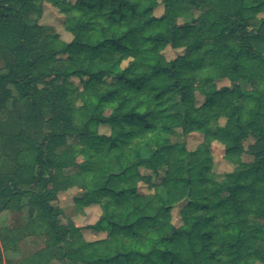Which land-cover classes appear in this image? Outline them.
<instances>
[{
  "label": "trees",
  "instance_id": "1",
  "mask_svg": "<svg viewBox=\"0 0 264 264\" xmlns=\"http://www.w3.org/2000/svg\"><path fill=\"white\" fill-rule=\"evenodd\" d=\"M43 1L0 0V116L14 127L0 118V212L34 210L26 222L49 237L35 256L264 264V0H161L159 16L158 0H47L67 15L69 41L38 23ZM192 8L200 27L178 23ZM167 46L182 52L167 60ZM191 133L202 134L192 150ZM213 141L231 171H214ZM71 187L77 208L99 205L88 228L105 237L58 221L51 203Z\"/></svg>",
  "mask_w": 264,
  "mask_h": 264
},
{
  "label": "rangeland",
  "instance_id": "2",
  "mask_svg": "<svg viewBox=\"0 0 264 264\" xmlns=\"http://www.w3.org/2000/svg\"><path fill=\"white\" fill-rule=\"evenodd\" d=\"M70 3H73L75 0H67ZM159 4L154 9V15L159 16L163 12V5L161 0H158ZM67 15L61 13L56 7H54L47 0L42 2V15L38 21L40 25L51 27L56 31L60 38L65 41L71 39V34L64 29L65 20ZM202 21V12L192 8L188 18H179L178 23H187L194 24L196 27H200ZM182 49H173L167 46L163 51V55L167 60L173 59L175 56L180 54ZM125 65V62H124ZM4 66V62L0 58V68ZM72 81L79 85L77 78H71ZM217 86L229 85L228 79H222L216 81ZM242 87L244 89L250 88L248 82L243 81ZM203 97L200 94H197V102L201 103ZM11 101H8L7 106L10 107ZM7 115L4 112L1 114L0 118L3 121V129L5 131H13L14 127L11 123L6 122ZM221 123L224 122V119L220 120ZM99 133H109V126L100 125L98 127ZM179 136V131L173 135V139L176 140ZM202 140V134L200 133H191L186 137L187 148L192 150L197 144ZM253 142L252 138H248L244 146L247 147L249 143ZM211 153L213 155V169L216 173L222 174L224 172L231 171L234 167L233 164L228 162L223 157V145L217 141H213L211 144ZM251 156L247 153L242 155L244 161H250ZM3 164V163H2ZM5 166L2 165L0 170H4ZM141 173L149 174L150 171L145 168H140ZM72 172V169L65 170V174ZM154 180L157 181L158 178L154 177ZM138 189L140 192L147 193L149 190L147 184L139 183ZM79 193V190L76 187L68 188L65 191L58 192L57 199L54 200L51 204L52 206L59 207V213L57 215L58 221L62 224L68 223V221H73L76 226L81 227V232L84 238L88 241L96 240L106 236L105 231H94L88 228L89 225L95 223L100 215L99 205L92 204L88 206H83L77 208L74 204L73 197ZM183 202L176 203L171 208V222L177 226L181 223L180 208ZM26 207V206H25ZM34 210L30 207L24 208L21 212L13 210H3L0 212V247L2 250V264H40L45 261L44 264H71L68 260L63 259L59 251L54 247L50 248L52 251L51 258L47 260L45 255L38 257L35 256L37 253L42 251L48 246L49 237L44 234L42 231H39L37 227H31L26 222V217H34ZM29 227V228H28ZM13 229L18 228L17 233H9V237L5 238L4 241H1V234L4 229ZM6 235V234H5ZM6 237V236H5Z\"/></svg>",
  "mask_w": 264,
  "mask_h": 264
}]
</instances>
